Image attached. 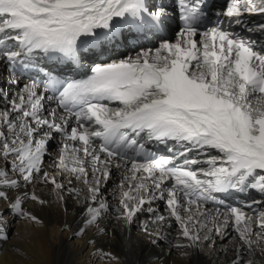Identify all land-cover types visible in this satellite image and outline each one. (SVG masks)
<instances>
[{
	"label": "snow or ice",
	"instance_id": "6c2138e0",
	"mask_svg": "<svg viewBox=\"0 0 264 264\" xmlns=\"http://www.w3.org/2000/svg\"><path fill=\"white\" fill-rule=\"evenodd\" d=\"M175 4L174 39L157 36L158 46L97 63L89 52L115 47L132 32L167 30L173 12L155 0H0V62L13 70L9 84H19L17 69L33 74L0 111V201L41 223L22 205L46 203L27 191L37 180L63 191L42 170L50 142L60 137L56 166L88 193L77 235L104 233L109 204L100 188L115 168L123 172L117 218L130 225L149 213L157 228L142 229L153 244L166 240L164 229L173 224L171 246L185 253L234 232L232 264H264V200L234 206L223 198L251 190L264 197V43L248 35L264 36V25L243 19L264 14V0H231L211 27L207 0ZM83 61L90 62L83 78L58 70ZM45 101L56 105L47 115ZM151 142L172 155L150 151ZM21 188L22 195L5 191ZM157 200L165 201L167 215L152 206ZM254 205H261L257 216L245 210Z\"/></svg>",
	"mask_w": 264,
	"mask_h": 264
},
{
	"label": "bare ground",
	"instance_id": "6f19581e",
	"mask_svg": "<svg viewBox=\"0 0 264 264\" xmlns=\"http://www.w3.org/2000/svg\"><path fill=\"white\" fill-rule=\"evenodd\" d=\"M244 18L247 20L249 15L245 14ZM257 19L251 17L248 20L252 22ZM2 84L0 73V85ZM55 147L56 144L51 141L42 170L55 175L57 181L63 183L64 189L55 190L54 185L44 184L39 180L33 186H28L29 193L35 192L46 203L39 205L25 200L23 210L37 216L41 223L34 224L22 218L24 223L19 222V229L12 237L8 233V229H12V215L7 210L6 201L0 205V236H7V240L0 238V264H232V244L236 237L234 232H231L229 239L214 238L215 243L211 247L206 246L203 250L192 249L185 253L171 246L176 243L178 226L175 224L171 229H164L166 240L153 244L151 241L154 237L148 236L146 240L141 234L145 232L142 229L144 223H147L150 231L157 228V225L151 222L152 216L149 213H138L130 225L119 220L117 217L120 214L121 189L118 185L123 172L115 168L112 169L111 177L100 188L101 197L109 204V211L101 221L104 233H98L93 228L83 236L77 235L85 215L84 203L88 193L83 183L67 173L60 174L56 166L59 156ZM0 167H5L3 160H0ZM89 180L92 181L90 166ZM24 190L5 189L9 196L22 195ZM60 196H63V200L59 199ZM253 197L264 200L259 193L251 190L248 198L242 199L234 206H243L246 202H251ZM152 206L159 214L167 215L165 201L157 200ZM245 210L257 216L261 205H254L253 209ZM253 227L259 231L255 225ZM90 239H94L95 243H90ZM104 253H111L117 260L111 261Z\"/></svg>",
	"mask_w": 264,
	"mask_h": 264
},
{
	"label": "rangeland",
	"instance_id": "374dc122",
	"mask_svg": "<svg viewBox=\"0 0 264 264\" xmlns=\"http://www.w3.org/2000/svg\"><path fill=\"white\" fill-rule=\"evenodd\" d=\"M59 183L63 184L62 182H59ZM3 203H4V201H0V205L3 204ZM7 210L11 213L12 219H13V221L10 224L12 229H10V228L8 229V233L11 234V237H12V235L15 236L16 232L19 229V222H23L24 223V221H23V219L20 216L12 213L8 208H7ZM141 234H143L145 236L144 238L147 240V237L149 235H147L145 232H143Z\"/></svg>",
	"mask_w": 264,
	"mask_h": 264
}]
</instances>
